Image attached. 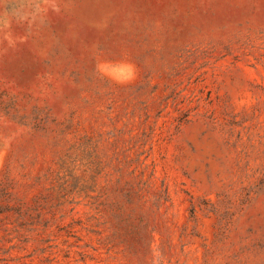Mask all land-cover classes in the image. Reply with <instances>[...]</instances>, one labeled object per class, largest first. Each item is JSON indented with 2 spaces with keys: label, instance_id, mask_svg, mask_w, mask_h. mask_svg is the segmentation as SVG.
<instances>
[{
  "label": "rangeland",
  "instance_id": "1",
  "mask_svg": "<svg viewBox=\"0 0 264 264\" xmlns=\"http://www.w3.org/2000/svg\"><path fill=\"white\" fill-rule=\"evenodd\" d=\"M62 4L0 55V264H264V0Z\"/></svg>",
  "mask_w": 264,
  "mask_h": 264
},
{
  "label": "clouds",
  "instance_id": "2",
  "mask_svg": "<svg viewBox=\"0 0 264 264\" xmlns=\"http://www.w3.org/2000/svg\"><path fill=\"white\" fill-rule=\"evenodd\" d=\"M62 0H0V55L15 52L28 43L27 37L49 26L50 16L65 8ZM23 28V32L16 28ZM95 74L116 84L126 85L138 76L137 65L129 60H104L96 63ZM153 264H160L153 251Z\"/></svg>",
  "mask_w": 264,
  "mask_h": 264
}]
</instances>
